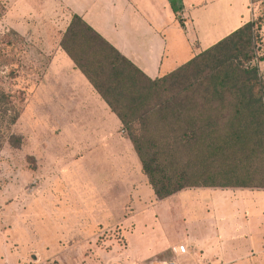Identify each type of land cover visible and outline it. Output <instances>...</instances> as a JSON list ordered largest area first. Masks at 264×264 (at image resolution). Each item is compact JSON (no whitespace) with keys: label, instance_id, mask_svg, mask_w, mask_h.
I'll list each match as a JSON object with an SVG mask.
<instances>
[{"label":"rangeland","instance_id":"1","mask_svg":"<svg viewBox=\"0 0 264 264\" xmlns=\"http://www.w3.org/2000/svg\"><path fill=\"white\" fill-rule=\"evenodd\" d=\"M40 2L0 0V90L10 95L0 101V264H121L111 252L115 244H125L123 225L109 230L98 225L120 221L121 197L114 192L97 195L95 191L107 184L126 185L127 215L140 204L148 206L158 200L121 122L116 126L110 123L111 128L108 125L106 134L111 140L103 144L101 128L93 125L101 116L105 118L104 113L77 104L86 101L80 80L83 75L60 47L71 15L53 13L51 8L41 13ZM169 2L185 28L177 24L165 33L175 49L168 47L172 62L161 74L243 22L264 16L262 0ZM260 34L264 40V23ZM260 54H264V43ZM259 68L264 77V61ZM87 85L99 95L90 83ZM73 104L80 108H73ZM13 114L18 115L15 122L10 121ZM106 154L111 155V161L103 157ZM90 168L94 170L88 175ZM108 168H127L128 172L104 170ZM239 190L262 198L250 200V210L258 216H253L256 229L249 241L255 248L245 262L264 264V187L234 188L221 197L227 213L238 211L247 220L249 212L243 213V205L237 207L233 201ZM196 191L185 189L171 199L173 213L169 214L177 219L178 231L183 226L182 216L189 217L190 211L200 213ZM139 221L137 232L143 233L147 226L143 219ZM134 230L129 231L130 236L133 233L130 243L137 244ZM242 239L240 242L248 241ZM239 248L246 249L244 245Z\"/></svg>","mask_w":264,"mask_h":264},{"label":"trees","instance_id":"2","mask_svg":"<svg viewBox=\"0 0 264 264\" xmlns=\"http://www.w3.org/2000/svg\"><path fill=\"white\" fill-rule=\"evenodd\" d=\"M69 22L60 47L119 118L157 200L188 188L264 187V16L155 78L78 14ZM8 97L0 90V101Z\"/></svg>","mask_w":264,"mask_h":264},{"label":"crops","instance_id":"3","mask_svg":"<svg viewBox=\"0 0 264 264\" xmlns=\"http://www.w3.org/2000/svg\"><path fill=\"white\" fill-rule=\"evenodd\" d=\"M40 1L39 8L41 13L51 8L50 11L53 13H56V11L61 13L68 12L69 15L76 13L81 16L92 28L151 78L169 73L187 61L161 74L163 67L170 65L172 62L168 47L175 49L173 40L171 38L167 40L165 33L170 29H176L177 24H181L176 19L175 11L172 9L169 0ZM182 16L187 17L183 11ZM182 27L184 26L182 25ZM15 28L17 29V27ZM80 80L85 87L83 97L86 101L78 102L77 104L81 107L83 106L90 110L96 109L104 113L105 118L101 116L100 122H95L93 126L101 128L99 131L100 140L103 144H106V142L111 140L108 137L110 135L106 134V131L109 132V129H107L108 125L110 128L112 123L113 126L119 125L120 120L116 114L111 112L100 95L90 91L91 89L87 85L89 84L88 80L84 75ZM73 105L75 106L73 108H80L79 106L76 107L75 104ZM110 154L103 155V157L110 160ZM122 155L127 156L125 153L120 154V156ZM93 170V168L87 169L88 175ZM104 170H109L110 172L115 170L119 171L120 174L128 172L127 168H119V170L108 168ZM124 177L127 180V174H124ZM189 189L197 190L196 197L197 201L200 202L198 207L200 213L196 215L195 212L192 214V211H190L189 217L182 216V219L178 218L183 220V226L180 231L176 229L174 224L177 219L169 214L173 213L169 204L173 196L185 190L148 206L140 204L137 206L136 211L128 215L124 208L125 201L129 197L126 185H122L119 182L118 184H107L103 186V189L96 190L95 192H98L97 195L114 192L121 197L120 203L123 211L120 221L111 224L98 222V225H106L108 230L116 227L117 224H122L125 230H123L125 244L123 246L115 244L111 257L119 259L121 264H159L161 261H173L176 264H253L245 262V258H248L249 252L255 248L249 245V241L252 239L251 236L255 234L256 229L252 225L253 216L256 219L258 215L252 213L249 204L250 200L253 202L262 198L260 196L256 198L251 194V197L254 198L252 199L246 191H242L244 189L239 190L234 195V204L238 207L241 203L243 205L242 212H249V215H247L249 220H246L244 216L240 217L238 211L227 213L224 202L221 200L224 194L231 193L234 188H188L186 190ZM132 196L134 198V194ZM111 208L109 207V210ZM163 215L170 217H163ZM139 219H143L144 222L142 224L147 226L145 231L142 230L143 233L137 232L139 228L136 225L141 222ZM165 223L174 224V226L171 227L169 225L164 228L162 224ZM240 224L243 226L241 230ZM133 229L138 234L139 242L137 244L130 243L132 242L133 233L130 236L129 231L132 232ZM241 238L248 241L240 242ZM242 245L246 249L240 251L239 247ZM180 246L184 248V251H180Z\"/></svg>","mask_w":264,"mask_h":264},{"label":"built area","instance_id":"4","mask_svg":"<svg viewBox=\"0 0 264 264\" xmlns=\"http://www.w3.org/2000/svg\"><path fill=\"white\" fill-rule=\"evenodd\" d=\"M180 251H184V248L182 246L179 247ZM159 264H176L173 261H161Z\"/></svg>","mask_w":264,"mask_h":264}]
</instances>
